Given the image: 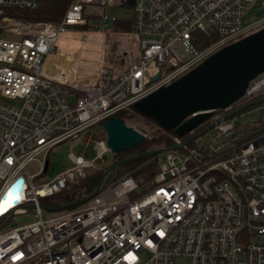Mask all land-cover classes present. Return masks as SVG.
Listing matches in <instances>:
<instances>
[{"label": "built area", "instance_id": "built-area-1", "mask_svg": "<svg viewBox=\"0 0 264 264\" xmlns=\"http://www.w3.org/2000/svg\"><path fill=\"white\" fill-rule=\"evenodd\" d=\"M40 1L0 0V204L11 203V185L23 180L20 198L0 212V264H172L176 257L190 264H264V242L257 239H264L261 123L242 129L232 117L210 129V143L197 138L191 146L165 152L150 188L138 195H132L138 184L128 173L85 204L46 216L38 208L41 199L102 166L110 150L99 136L84 138L91 156L69 152V168L34 182L54 145L119 117L156 88L263 26L264 17L245 19L246 4L256 0H67L57 22H27L7 14L8 9L33 10ZM123 7L131 10L121 21L130 23L127 32L137 49L125 69L117 72L96 62L91 82L81 88L46 75L47 59L64 34L115 31L118 20L110 10ZM245 90L237 108L264 96V72ZM255 108L259 115L262 106ZM234 109L212 111L192 132ZM246 132L253 133L235 141ZM227 135L232 139L216 147ZM33 161L38 170L29 173L26 166ZM25 214L31 217L25 224L2 226Z\"/></svg>", "mask_w": 264, "mask_h": 264}, {"label": "water", "instance_id": "water-1", "mask_svg": "<svg viewBox=\"0 0 264 264\" xmlns=\"http://www.w3.org/2000/svg\"><path fill=\"white\" fill-rule=\"evenodd\" d=\"M127 1L132 2V0ZM262 72H264V25L228 43L167 86L156 88L155 91L131 105V109L139 116L150 119L165 131L172 132L179 139L178 142L170 147H159L110 164L103 169L94 190L84 197L72 200L68 204L52 207L40 203L38 208L55 212L85 204L88 199L99 193L105 176L120 164L147 156H158V154L185 146L218 123L264 103V96H260L207 123L197 132L191 133L211 117L212 111L222 110L240 99L245 94L248 83ZM97 125L105 133L106 144L111 153L128 150L146 140L144 134L126 125L123 119L117 116L102 120ZM252 133L246 132L235 141H243ZM232 136L227 135L218 141L216 147L231 140ZM22 181L21 177L17 178L11 188L20 191ZM34 207L29 205V208ZM11 220L12 218H8L2 226H6Z\"/></svg>", "mask_w": 264, "mask_h": 264}, {"label": "rangeland", "instance_id": "rangeland-1", "mask_svg": "<svg viewBox=\"0 0 264 264\" xmlns=\"http://www.w3.org/2000/svg\"><path fill=\"white\" fill-rule=\"evenodd\" d=\"M111 12L114 13V15L117 17V24L118 26H121L124 22L126 23V20L121 21V18L123 16H127V18L130 17L131 15V10L129 7H123V8H114L110 10ZM245 19L247 22H253L257 20L258 18L264 17V0H256L254 2L248 3L245 6ZM34 21H41V20H34ZM34 21H27V22H34ZM123 22V23H122ZM121 23V24H120ZM91 36V37H90ZM97 38L96 34H92V32H89L86 35H80L74 32H68L65 34L59 44V49L62 51H74L71 55L73 57H67L66 60L69 62L71 68H70V73L75 70V59H77V54L81 55L82 59H86L88 61H95L96 57V52L98 50H95V44L92 43L90 39ZM91 41V42H90ZM117 49L115 50L116 56L117 57H122L121 51L119 50L120 47H116ZM121 49V48H120ZM75 55V56H74ZM61 55L58 54L56 56H52L47 64L52 63ZM112 58V60L115 58V55ZM74 64V65H73ZM110 67V66H109ZM72 75V73L70 74ZM53 77H58L64 80L63 77H61L60 74H54ZM73 100V98L71 97ZM260 116L258 115V111L255 107L246 109V111L239 113L238 115L233 117V120L235 123L240 127V128H246L247 125L251 124H260ZM125 124L132 126L134 129H136L139 133L144 134L145 138L151 139V137L157 135L156 131L154 128L151 127L150 123H147V121L140 117V116H133L130 117L128 116L127 119H125ZM86 136H91L94 138H97L99 136L100 138H105V133L99 129L98 125L92 126L88 129H86L83 133L81 138L77 140H68L64 141L61 143H58L54 145L52 148H50L46 154V160H47V166L43 173L39 175V177H36L34 179V182L39 183L40 181H46L54 177V175L62 172L63 170L69 168L71 165V162L69 160V157L67 156L69 152H72L74 154H78L79 152L81 153H86L88 156H91V145H85L84 138ZM200 143L205 142V143H210L213 140V136L211 134V131L208 130L202 134L201 137L197 139ZM159 148V147H157ZM155 148V149H157ZM106 158L104 160L101 167H107L112 163L113 160V153L110 151L105 154ZM40 157V156H38ZM164 158V154H159L158 162L159 160ZM100 167V168H101ZM26 170L29 173H35L38 170V163L36 161H33L29 163L26 166ZM92 172V171H89ZM88 172V173H89ZM131 173V172H128ZM126 173L125 175H127ZM135 180H137L138 188L136 189L135 192L132 193V195H138L141 193H144L145 190L149 189L151 186V180L149 181H144L142 182L141 177H137ZM70 188V187H69ZM70 190V189H69ZM43 215L46 216L48 215L49 212L43 210ZM31 217L29 214L25 215H16L13 217L11 222L7 224L6 228H11L13 226H18L25 224L26 222L30 221ZM259 242H264V239L257 237ZM172 264H190V260L186 257H176L173 259Z\"/></svg>", "mask_w": 264, "mask_h": 264}, {"label": "trees", "instance_id": "trees-1", "mask_svg": "<svg viewBox=\"0 0 264 264\" xmlns=\"http://www.w3.org/2000/svg\"><path fill=\"white\" fill-rule=\"evenodd\" d=\"M67 0H41L39 5L33 10H21V9H8L7 14L16 19L22 21H34V20H41L45 22L55 21L57 22L60 17L63 15L65 10V5ZM121 24V23H120ZM77 28H87V26H79ZM116 30L121 31H129L130 23L124 22L121 26L118 24L115 25ZM264 94V92H263ZM239 105L233 106L237 108ZM262 109L259 113L260 116V123L264 127V103H260ZM255 106V107H258ZM252 108V107H251ZM249 109V108H248ZM123 121L127 119L128 116H139L136 112H134L131 108L126 110L123 113L118 115ZM144 118L147 123L151 124V127L155 129L157 135L151 137V139L146 138L144 142L138 144L132 148H129L125 151H120L113 153V160L112 163L116 161H120L122 159L128 158V156H134L138 154H143V152L154 150L157 147H170L172 144L175 143V136L170 131H165L161 129L156 123L151 121L148 118L140 116ZM195 142H189L187 145L191 146ZM158 156H147L137 160H131L126 163L120 164L119 166L113 168L111 172H109L105 178L103 179L101 188H105L111 185L116 179L124 176L126 173L131 172L132 176L136 179L137 177H141V181H149L151 180L154 175L158 172ZM105 167L99 168L97 171L89 172L85 175L83 179L78 182L72 183L69 185L70 188L55 194L54 196L41 199L40 202L45 204L46 206L52 207L55 205H64L70 203L72 200H76L78 198L84 197L91 193L94 188L95 184L102 173ZM137 182V180H136ZM139 184V183H137ZM70 189V190H69Z\"/></svg>", "mask_w": 264, "mask_h": 264}, {"label": "crops", "instance_id": "crops-1", "mask_svg": "<svg viewBox=\"0 0 264 264\" xmlns=\"http://www.w3.org/2000/svg\"><path fill=\"white\" fill-rule=\"evenodd\" d=\"M117 23L118 22L114 23V28ZM96 36L97 38L90 39L92 43L95 44V50H98L96 52L95 61H88L87 59L86 61L81 60V55L76 53L77 59H75V63L78 67L75 68V70L71 72L72 75H70L71 66L66 58L68 56L73 57L71 54L74 53V51L65 52L60 50L58 46V49L53 56L58 54L61 56L58 60L56 59L50 64H45L46 75L60 82L72 84L76 88H81L85 84L91 82L92 77L97 71L96 62H103L105 65L110 66L115 71L119 72L125 69L128 63L135 59L137 55L136 42L134 37L128 32L115 29V31L98 35L96 34ZM116 47L121 48H119V50L121 51L122 57L116 56L114 50L117 49ZM112 55H115L113 60L112 58L114 56ZM54 74H60L64 80L54 78Z\"/></svg>", "mask_w": 264, "mask_h": 264}, {"label": "bare ground", "instance_id": "bare-ground-1", "mask_svg": "<svg viewBox=\"0 0 264 264\" xmlns=\"http://www.w3.org/2000/svg\"><path fill=\"white\" fill-rule=\"evenodd\" d=\"M51 57H52V56H50L49 59H50ZM49 59H47V62H48ZM47 62H46V64H47ZM54 78L59 79V80H62L61 78H58V77H54ZM13 193H14V198H12V199L10 200L11 203L4 205V210H6L7 208H9V207H10L9 205L13 204L14 202H16V201L18 200V198H20V194L18 193V190H14ZM14 206H15V205H14ZM4 210H3V211H4ZM9 210H11V208L8 209V210L6 211V213L9 212ZM0 212H2V211H0Z\"/></svg>", "mask_w": 264, "mask_h": 264}, {"label": "flooded vegetation", "instance_id": "flooded-vegetation-1", "mask_svg": "<svg viewBox=\"0 0 264 264\" xmlns=\"http://www.w3.org/2000/svg\"><path fill=\"white\" fill-rule=\"evenodd\" d=\"M238 104V101L237 102H233V103H231V106L233 107V106H236ZM197 132V131H196ZM191 133H194V132H191ZM191 133H189V134H191Z\"/></svg>", "mask_w": 264, "mask_h": 264}, {"label": "snow or ice", "instance_id": "snow-or-ice-1", "mask_svg": "<svg viewBox=\"0 0 264 264\" xmlns=\"http://www.w3.org/2000/svg\"><path fill=\"white\" fill-rule=\"evenodd\" d=\"M3 210H4V205L3 204H0V211H3Z\"/></svg>", "mask_w": 264, "mask_h": 264}]
</instances>
